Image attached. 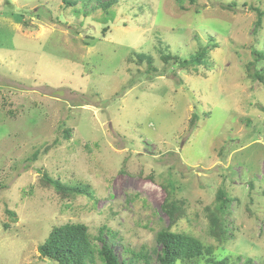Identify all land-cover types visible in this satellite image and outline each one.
Returning a JSON list of instances; mask_svg holds the SVG:
<instances>
[{
	"label": "rangeland",
	"instance_id": "1",
	"mask_svg": "<svg viewBox=\"0 0 264 264\" xmlns=\"http://www.w3.org/2000/svg\"><path fill=\"white\" fill-rule=\"evenodd\" d=\"M67 1L0 0V264H54L37 248L66 222L87 225L97 246L102 230L124 264H158L165 188L185 208L173 231L227 264L263 262L264 86L247 67L264 69L253 54H264V0ZM212 43L197 72L160 56ZM44 172L91 195L60 199ZM219 188L232 198L221 245L205 211Z\"/></svg>",
	"mask_w": 264,
	"mask_h": 264
},
{
	"label": "trees",
	"instance_id": "2",
	"mask_svg": "<svg viewBox=\"0 0 264 264\" xmlns=\"http://www.w3.org/2000/svg\"><path fill=\"white\" fill-rule=\"evenodd\" d=\"M65 4L69 5L67 0ZM86 2L90 0H84ZM104 10H108L111 6L118 3L119 0H96ZM181 1V0H180ZM194 3L195 0H189ZM236 2L221 5L223 9L234 10ZM243 5H247L243 2ZM258 14L255 23L260 26L263 11L259 7H254ZM28 24L26 21L23 22ZM216 47L215 43L199 46L197 51L190 54L189 57H181L178 54L170 52L162 53L160 56L166 63L176 64L175 70L178 71H194L197 72L199 67H207L210 63L209 51ZM253 54L257 58H263L264 54L257 49H253ZM138 62L145 61L148 68L146 71L156 70L152 64V57L149 54L140 52L135 54ZM171 60V61H170ZM250 65H254L253 62ZM174 70V71H175ZM250 78L260 82L264 86V69L262 71L247 67ZM173 71V72H174ZM197 115L193 114L191 121H195ZM65 137L69 136L68 130L64 132ZM51 147L46 144L42 149L35 150L30 160H36L40 154H45ZM40 185L52 188L60 199H72L79 194L91 195L89 186L82 183L65 184L58 179H54L46 172L40 177ZM252 186V184H250ZM166 197L164 198L160 208L168 217V225L156 233V242L160 245L157 252L158 264H195L197 260L206 256L203 264H227V258H216L212 256V246L203 244L199 239L189 234L176 232L172 227L176 226L181 218L185 216V208L183 200L174 196L173 192L165 188ZM216 206L214 208L205 207L208 219V234L218 244H223L229 239V231L227 217L229 215V207L232 198L229 197L224 189L219 188L215 196ZM97 235L96 240L100 242L97 246L91 241L87 225L80 222H66L53 226L48 236L38 246L37 250L40 256L47 258L54 264H93L96 258H99L102 264H124L132 263V259H119L114 252L106 237L102 236V230ZM137 259L145 258V254L138 252L132 253ZM251 259H247L244 264H249ZM144 264H147L145 261ZM259 264H264L260 262Z\"/></svg>",
	"mask_w": 264,
	"mask_h": 264
}]
</instances>
